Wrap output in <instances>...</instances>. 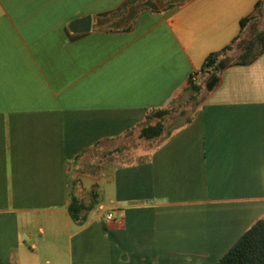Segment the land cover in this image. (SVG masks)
<instances>
[{
	"label": "crops",
	"instance_id": "0c3cea01",
	"mask_svg": "<svg viewBox=\"0 0 264 264\" xmlns=\"http://www.w3.org/2000/svg\"><path fill=\"white\" fill-rule=\"evenodd\" d=\"M257 2L0 0V264H21L35 230L71 264H215L264 215V52L203 87L149 159L89 175L102 210L68 212L75 156L187 104L190 75Z\"/></svg>",
	"mask_w": 264,
	"mask_h": 264
},
{
	"label": "trees",
	"instance_id": "16d2710c",
	"mask_svg": "<svg viewBox=\"0 0 264 264\" xmlns=\"http://www.w3.org/2000/svg\"><path fill=\"white\" fill-rule=\"evenodd\" d=\"M263 17L264 0H258L253 11L241 18L238 34L224 47L206 56L200 70L196 71L200 74V81L192 83L190 75L188 86L195 92L187 104L193 106L190 113L186 105L173 102L149 108L145 119L136 128L118 137L121 142L112 144V140H101L77 154L70 162L72 171L77 175L97 176L112 167V163L125 165L149 159L163 142L194 120L200 105L197 95L203 87L207 92L213 91L221 82L226 68L250 63L264 52V28L261 27ZM173 114L185 116L184 121L176 124L169 122V117ZM93 167H96L95 170ZM69 196L70 217L78 223H84L88 213L99 202L97 189L93 187L91 192H86L82 182L74 177L69 182ZM215 264H264V215Z\"/></svg>",
	"mask_w": 264,
	"mask_h": 264
},
{
	"label": "rangeland",
	"instance_id": "374dc122",
	"mask_svg": "<svg viewBox=\"0 0 264 264\" xmlns=\"http://www.w3.org/2000/svg\"><path fill=\"white\" fill-rule=\"evenodd\" d=\"M261 27H264V18L261 22ZM204 93H205V90L201 91L197 95L198 100H200V98H202ZM187 104H184V105L187 106L188 113H190L193 106H188ZM184 119H185V116L180 117L177 114H173L169 117V122H172V123L175 122V124L176 123H182L184 121ZM109 148H112V146ZM93 168L95 170L96 167H93ZM71 176L74 178L75 176H77V174L74 171H72ZM105 183H106V181L104 179H102L99 187H102L103 185H105ZM96 188L98 191V187H96ZM97 209L102 210L103 205L102 204L97 205ZM93 212L95 213L96 209ZM105 212H108V210H106V208H105ZM41 229L42 230L44 229L45 231L48 232V228H46V227H42ZM42 230H40V231H42ZM29 244H30V246L22 245L21 248L17 251V255L21 259V264H71L70 250L68 249V247L66 248L64 246H60L59 252L57 254L56 253L52 254L50 252L48 241L46 239H40L38 230L34 231V238H33V240H30ZM31 246H32V248H31Z\"/></svg>",
	"mask_w": 264,
	"mask_h": 264
},
{
	"label": "water",
	"instance_id": "95a60500",
	"mask_svg": "<svg viewBox=\"0 0 264 264\" xmlns=\"http://www.w3.org/2000/svg\"><path fill=\"white\" fill-rule=\"evenodd\" d=\"M93 16L86 15L82 18L74 20L71 29L76 32L89 31L92 28ZM78 179L82 182L83 188L86 192H91L93 185L97 182V179L89 175H79Z\"/></svg>",
	"mask_w": 264,
	"mask_h": 264
},
{
	"label": "built area",
	"instance_id": "2783aa9c",
	"mask_svg": "<svg viewBox=\"0 0 264 264\" xmlns=\"http://www.w3.org/2000/svg\"><path fill=\"white\" fill-rule=\"evenodd\" d=\"M191 81L192 83H198L200 81V74L198 72H193L191 74ZM112 213L109 214V218H112Z\"/></svg>",
	"mask_w": 264,
	"mask_h": 264
}]
</instances>
